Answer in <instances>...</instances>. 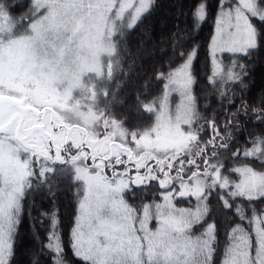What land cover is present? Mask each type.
<instances>
[{
	"label": "snow or ice",
	"instance_id": "1",
	"mask_svg": "<svg viewBox=\"0 0 264 264\" xmlns=\"http://www.w3.org/2000/svg\"><path fill=\"white\" fill-rule=\"evenodd\" d=\"M153 2L31 0L18 18L0 3V264H13L26 196L37 186L51 192L64 174L80 185L71 247L84 264H215L217 251L220 264H264V208L255 207L264 202V136L234 148L237 114L218 123L201 113L193 90L196 46L178 51L182 62L157 74L164 81L159 96L138 98V110L154 117L147 127L129 129L128 117L117 118L106 102L103 81L113 77V63L120 65L125 33ZM207 14L200 3L194 23ZM260 47L264 0H219L209 85L246 87L245 66L233 60L225 69L217 53L247 57ZM252 111L264 122V103ZM238 112L247 116V104ZM153 183L159 200L128 202L133 187ZM214 194L239 221L223 249L210 219ZM58 224L54 212L44 248L53 264H68Z\"/></svg>",
	"mask_w": 264,
	"mask_h": 264
},
{
	"label": "trees",
	"instance_id": "2",
	"mask_svg": "<svg viewBox=\"0 0 264 264\" xmlns=\"http://www.w3.org/2000/svg\"><path fill=\"white\" fill-rule=\"evenodd\" d=\"M5 3L14 14L22 13L24 9L31 7V0H0ZM206 3L208 8L207 19L200 23H194V9L200 4ZM219 0H154L150 12L143 17L141 24L145 28L134 32L135 39L125 41L121 45L127 51L134 50L129 60L123 63L127 71L123 72L116 83L126 84L128 80L131 85V109L134 108V96L140 93L142 103L148 102L146 98L152 93L160 92L164 81L157 79L159 72H168L171 68L181 63V58L176 55L178 51L188 52L196 46L197 52L193 62V75L195 83L193 90L203 115L209 116L213 113L219 116L222 122L229 119L230 113L238 116L240 128L234 132L233 146L250 147V140L255 136H264V122L258 121L253 109H259L264 103V47L253 51L247 57L240 54L225 56L222 58L225 69L235 60L237 64L245 66L246 75L241 88L238 84H221L217 80L216 89L209 85L208 77L211 74V57L209 44L213 33V18L218 10ZM132 37V36H131ZM131 39V38H130ZM125 50V51H126ZM124 52V50H123ZM153 86H149V84ZM157 85V87H156ZM223 88L227 96L221 97L218 89ZM233 103H228V97ZM203 104L210 106L209 112L204 111ZM242 104H247L249 114L240 115L238 110ZM221 122V121H220ZM256 167L260 165L255 161H248ZM64 187V186H63ZM68 188L59 189L46 193L45 191H34L26 196L24 201V213L21 224L15 237V256L13 264H53V253L46 250L47 237L51 230V217L55 212L59 224L58 230L62 238L63 248L68 264H84L82 260L75 257L71 246L68 245L71 237L70 225L74 214L73 207L76 205L74 193ZM68 189V190H67ZM153 195V193H152ZM153 196L147 194V199ZM141 199V198H140ZM146 199V200H147ZM259 210L264 208V202L256 203ZM232 213V212H229ZM233 214V213H232ZM222 227L228 218L219 215ZM238 223L235 217L233 224ZM34 230V231H33Z\"/></svg>",
	"mask_w": 264,
	"mask_h": 264
},
{
	"label": "rangeland",
	"instance_id": "3",
	"mask_svg": "<svg viewBox=\"0 0 264 264\" xmlns=\"http://www.w3.org/2000/svg\"><path fill=\"white\" fill-rule=\"evenodd\" d=\"M3 4L6 5L5 3H3ZM29 9H24L23 11H21L22 13L14 14V12L10 11L8 9V7H7V10L11 13V15L13 17H17V18L21 17V16H25L26 14H28L29 13ZM217 13H218V10L216 11L214 17H212L213 18V28L214 29H213V33H212L211 39L215 35V21H216ZM141 22L142 21L138 22V24L134 27L133 30L128 31V32L125 33V40L123 41V45H125V41L126 40H128V41L130 40V43H132V41L135 39L136 35H138V34H134V32L136 31V28H137V31H139V35L141 34V31H143L142 29L145 28V23H143V25H141V28L138 27L141 24ZM210 44H211V40H210ZM210 44H209V53H210V57H211ZM123 45L119 46V54H120V65H119V67H117V65L115 63H113V77L111 78L110 81H108V80L103 81V84L108 88V90L110 92V97L107 99L106 102L109 103V106L111 107V109L113 111V114L117 118H120L121 116L128 117L127 127L129 129H133V128H136V127L144 128V127H147L148 125H150L153 122L154 117L152 115H150V114L145 113L142 110H138L139 109L138 98H139V101L142 102L141 101V94L142 93H140V94L137 93V95L134 96L135 105H134V108L131 109L130 107H131V104H132L131 102L132 101H131V97L128 94H130V90L129 89L131 88V85H134V84H130V81H129L130 79L128 80V82H126V84L116 83L118 78L122 75V73L127 71V68H124L123 63L126 62L127 60H129L128 56H131V58H132V55L135 52L134 50L127 51L126 48L124 49ZM123 50H124V52H123ZM217 56H219L222 59L225 56H227V57L228 56H233V54H229V53L220 54V53H217ZM211 69H212V63H211ZM105 71H106V68H105ZM192 71H193V68H192ZM149 86L152 87L153 84L151 83V84H149ZM156 87H157V85H156ZM158 87H160V92L152 93V96H157V95L162 93L163 85H162V90H161V84ZM113 93L115 94V100L117 101L116 103H112V95L111 94H113ZM150 97H151V94L148 95V97H146V98L148 100H150ZM104 99L105 98L101 97L102 101H104ZM172 99H173V102H175L177 98L175 96H173ZM145 103H147V102H145ZM202 109H204V111L206 109V111L209 112L210 106H208L207 104H203V108ZM208 114H209V116H211L213 113H208ZM214 115H215V118H216L217 122L221 123L222 120H220L219 116L216 115V114H214ZM205 136H207V133H205ZM232 163H233V161H231V160L227 161V164L229 166H231ZM233 178L235 179L237 177L233 176ZM69 186L71 187V188H69L71 190L70 193H74V196L76 197V205H74L73 212H72L74 214V217H73L72 224L70 225V229L72 231V228L74 227V218H75V216L77 214V205H78V200H79V197H78L77 193L80 190V185L77 184V183H73L71 181V179L69 178V176L64 174V175H60L55 180V182H54V184L52 186V190L53 191H58L60 188L64 189V188H68ZM134 188H136V190H134ZM36 190L45 191L46 193L49 194V189H48L47 186H37L36 188L31 190L29 192V194L31 192L36 191ZM160 191L161 190L158 189V187L156 186L155 183H153L150 187H143V188H141V187H133L126 194V198L128 199V202L130 204H132L134 206H138V205H140V204H142L144 202H151L153 199L159 200L160 199V196H159V192ZM149 193L153 197L150 198V199H147V194L149 195ZM152 193H153V195H152ZM192 203H194V200L192 201ZM178 204L183 205V206H188V202L187 201H183V200L178 201ZM210 204H211V207H212V217H210V219L214 218L216 223H217V226H218V231H217L218 240H219L218 247L220 249H223V247L226 244L227 233H228L229 229L234 225L233 222L235 221V216L232 213L225 212V211L222 210V208L220 207L219 200L215 196V194L211 198ZM222 214L223 215L225 214V216H227V218L229 217L227 223H225V226H223V227H222V221H221V219L219 217V215H222ZM154 226H155V222H153V227ZM19 234L20 233L18 232L17 235H19ZM71 244H72V237L69 238V242H68L69 246H71ZM220 259H221V252L217 251L216 256H215V264H220Z\"/></svg>",
	"mask_w": 264,
	"mask_h": 264
},
{
	"label": "flooded vegetation",
	"instance_id": "4",
	"mask_svg": "<svg viewBox=\"0 0 264 264\" xmlns=\"http://www.w3.org/2000/svg\"><path fill=\"white\" fill-rule=\"evenodd\" d=\"M134 190H136V188H134Z\"/></svg>",
	"mask_w": 264,
	"mask_h": 264
}]
</instances>
